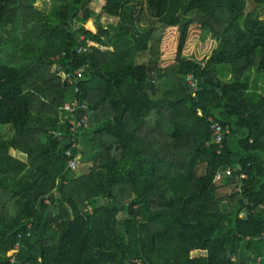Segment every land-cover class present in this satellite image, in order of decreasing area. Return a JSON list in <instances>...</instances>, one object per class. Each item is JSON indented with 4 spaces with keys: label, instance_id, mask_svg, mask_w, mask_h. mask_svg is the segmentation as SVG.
Instances as JSON below:
<instances>
[{
    "label": "trees",
    "instance_id": "obj_1",
    "mask_svg": "<svg viewBox=\"0 0 264 264\" xmlns=\"http://www.w3.org/2000/svg\"><path fill=\"white\" fill-rule=\"evenodd\" d=\"M36 1L0 0V264H264V0Z\"/></svg>",
    "mask_w": 264,
    "mask_h": 264
},
{
    "label": "built area",
    "instance_id": "obj_2",
    "mask_svg": "<svg viewBox=\"0 0 264 264\" xmlns=\"http://www.w3.org/2000/svg\"><path fill=\"white\" fill-rule=\"evenodd\" d=\"M82 40V39H81ZM90 47V44L89 46ZM88 47L85 48H79V52L78 53H83L85 51L88 50ZM81 70H79L76 74L80 75ZM71 76V75H70ZM66 80H69L71 82H73L75 84V81L73 80V78H77V77H73V78H69L68 75H65ZM185 81L188 84V86L192 89V90H196L197 86H196V82L194 80V76L192 75H187L185 77ZM75 90H78V86L76 85ZM87 108V102L86 101H81L79 100V97L74 96L72 98H70V100L67 102L66 106H65V110H67L69 112V114H63L60 117V120L62 123L68 125L70 127V130L73 133V135H70L68 137H66L65 139L71 144L72 148H80L78 141H77V137L76 136L78 133H80V131H84L87 130L89 128V121L87 116H84L83 118L77 119L76 118V113L80 110V109H85ZM212 130H213V134H214V143L219 145L221 143H223V141L226 139V136L229 135L230 131L228 128H226L227 130H224V128H222L219 124H212ZM54 135L59 138V139H63L64 138V133L63 131H57L54 132ZM66 155L69 158V167L72 168L73 170H76L77 168L80 167L81 164V159H82V154L81 153H77L75 156L73 154V151L71 149L66 151ZM239 167H235L234 169H238ZM233 168L228 167L225 171L226 174L232 173ZM222 175L218 176V179H221ZM242 177H245V173H243ZM262 259V258H261ZM11 261H13V259H11Z\"/></svg>",
    "mask_w": 264,
    "mask_h": 264
},
{
    "label": "rangeland",
    "instance_id": "obj_3",
    "mask_svg": "<svg viewBox=\"0 0 264 264\" xmlns=\"http://www.w3.org/2000/svg\"><path fill=\"white\" fill-rule=\"evenodd\" d=\"M57 4L56 0H37L35 3V9L42 12L43 14L46 15H50L54 8L55 5ZM250 3L248 2V9H249ZM98 11V9H97ZM140 11V5L138 6V8L134 11V13L137 15V13ZM146 15V14H145ZM261 18L264 19V11L260 14ZM121 21V18H111L108 17L106 15H101L100 16V23L102 26L104 27H108L110 25H117L119 24ZM90 30H93V28L89 27ZM1 36L3 37V40L5 41L7 39V37L5 36V34H3V31L1 32ZM90 47H97L101 50H105V47H102L100 45H97L95 43H90ZM155 47V49H157V44H155V42L152 43V48H150L149 50L145 51V52H141L140 55L137 57V60L139 63H146L147 61H150L152 59H154L155 54H153L152 49ZM230 75L225 74V72L222 75V80L227 81L230 77ZM259 91L264 93V77L260 79L259 82ZM61 117V116H60ZM2 134L3 136H5V138H10L13 134V131L11 128L6 127L5 129L2 130ZM10 154H12L15 157H18L20 159L23 160H27V156L24 154H21L19 152H16L14 150L10 151ZM93 163L92 162H82L80 164V167L76 169V173L77 175H83V174H87L89 173V169L92 167ZM225 180H220L218 182V184L220 185L219 187H222L225 184ZM222 192H224V189L222 188ZM229 192V189H226V193ZM233 206L229 205L228 206V210H232Z\"/></svg>",
    "mask_w": 264,
    "mask_h": 264
},
{
    "label": "clouds",
    "instance_id": "obj_4",
    "mask_svg": "<svg viewBox=\"0 0 264 264\" xmlns=\"http://www.w3.org/2000/svg\"><path fill=\"white\" fill-rule=\"evenodd\" d=\"M225 71H228V70H225ZM225 71H224V72H225ZM224 72H223V73H224ZM223 73H222V75H223ZM229 74H230V73H229ZM222 75H221V77H222ZM230 77H231V75H230ZM89 127H90V123H89ZM79 147H80V146H79ZM78 153H81V152H78ZM81 161H82V159H81ZM82 162H83V161H82Z\"/></svg>",
    "mask_w": 264,
    "mask_h": 264
},
{
    "label": "crops",
    "instance_id": "obj_5",
    "mask_svg": "<svg viewBox=\"0 0 264 264\" xmlns=\"http://www.w3.org/2000/svg\"><path fill=\"white\" fill-rule=\"evenodd\" d=\"M225 74H228V75H230L228 71H225ZM229 77H230V76H229ZM221 78H223V77H221Z\"/></svg>",
    "mask_w": 264,
    "mask_h": 264
}]
</instances>
